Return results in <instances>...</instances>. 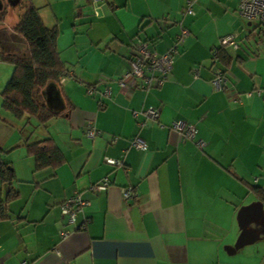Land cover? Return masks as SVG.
<instances>
[{"label":"crops","instance_id":"obj_1","mask_svg":"<svg viewBox=\"0 0 264 264\" xmlns=\"http://www.w3.org/2000/svg\"><path fill=\"white\" fill-rule=\"evenodd\" d=\"M24 1L10 6L12 24L0 23L13 51L22 39L11 28ZM27 1L45 27H57L62 0H52L56 7L51 0ZM63 1L84 28L73 23L67 35L59 31L57 51L68 76L40 92L58 114L45 125L26 114L16 120L0 97V149L18 193L7 205L9 218L0 221V264H264V203L252 191H264V31L237 15L238 0H196L194 15L183 14L185 0ZM242 20L253 28H241ZM180 28L188 35L163 85L124 95L115 80L128 67L133 43L147 40L163 53ZM230 33L239 46L226 49L223 69L211 55ZM215 66L239 101L213 87ZM12 71L0 60V92ZM149 106L160 115L140 127L142 116L133 112ZM174 120L191 123L195 138L172 131ZM88 121L99 130L93 139L85 136ZM135 137L145 149L132 146ZM48 138L64 162L35 169L25 145ZM103 178L106 189L93 191ZM126 186L134 188V198H122ZM74 194L89 204L66 226L60 205ZM247 206L255 210L247 221L253 239L230 253L241 232L238 213Z\"/></svg>","mask_w":264,"mask_h":264},{"label":"trees","instance_id":"obj_2","mask_svg":"<svg viewBox=\"0 0 264 264\" xmlns=\"http://www.w3.org/2000/svg\"><path fill=\"white\" fill-rule=\"evenodd\" d=\"M20 11L19 20L11 31L25 44L24 54L19 55L17 48L14 51L9 49L10 44L4 42L7 38L1 35L0 30V60L13 66L12 75L0 92L1 107L16 120H20L26 114L27 119L34 117L40 125H45L58 113L48 109L41 99L40 92L48 85H56L59 77L68 76L57 51L59 30L56 26L45 27L39 18L37 8L27 0L20 4ZM213 50L216 56L215 63L221 64L224 69L229 62L227 50L219 45ZM211 61L214 63L213 53ZM25 151L34 159L35 169L49 166L56 168L64 162L62 153L51 138L27 143ZM2 154L0 149V221L9 218L7 205L18 195L13 187L16 181L13 167ZM252 191L259 201L264 203V191L257 188H252Z\"/></svg>","mask_w":264,"mask_h":264},{"label":"built area","instance_id":"obj_3","mask_svg":"<svg viewBox=\"0 0 264 264\" xmlns=\"http://www.w3.org/2000/svg\"><path fill=\"white\" fill-rule=\"evenodd\" d=\"M99 1L101 0H91V3L98 5L97 3H99ZM195 2L196 0H185L183 14L194 15L193 4ZM98 9V6H94L95 16L98 15ZM236 12L242 19L249 22H256L261 30L264 31V0H238ZM187 35V29L180 28L170 47L163 53L155 52L150 41L138 40L134 42L131 48V58L128 60V67L115 80L120 91L123 92L124 95H128L132 90L137 88L148 90L150 88L161 87L171 73L174 57L178 53L179 48L183 45ZM218 45L219 47L225 49L229 48L231 50H236L239 46L236 36L232 33L220 37ZM212 53L215 63V51L213 50ZM192 74L196 77L195 71ZM212 74L213 87L217 90L225 91L227 95L231 97L230 99L239 101V96L232 93L226 86L225 72H223L220 67L215 66L212 69ZM66 77L67 76L59 77L58 83H62ZM92 91L93 87L87 89L89 94L92 93ZM103 95L107 97L110 95V88L108 86L104 88ZM133 115L142 116V120L139 121L138 124L140 127H143L158 119L160 108L149 106L139 111H134ZM170 129L180 134L184 140H193L195 138L196 129L191 123L182 120H174L171 122ZM98 134L99 130H97L92 121H88L85 125V136L89 139H93ZM115 139L116 137H113L110 143H113ZM196 145L202 150L205 144L202 140H197ZM132 146L139 150L146 148L145 142L140 137H135L133 139ZM104 162L113 166L121 165L120 161L109 157H104ZM108 185V179L103 178L100 182L92 186V190L103 191ZM121 195L125 200L134 198V188L132 186L121 188ZM88 204V201L82 200L77 194L63 200L60 205V214L64 219L65 225H74L77 213L81 212L82 208ZM84 222H86L85 218ZM68 233L69 232L65 228L59 230V235L61 237L67 236Z\"/></svg>","mask_w":264,"mask_h":264},{"label":"rangeland","instance_id":"obj_4","mask_svg":"<svg viewBox=\"0 0 264 264\" xmlns=\"http://www.w3.org/2000/svg\"><path fill=\"white\" fill-rule=\"evenodd\" d=\"M1 8H0V23H6L7 25H9L10 20L7 19L6 14L9 12V8H11L9 6V3L7 2V0H1ZM60 7H59V13H60V19L59 21H57V28L59 31H63L64 32V36L67 35V28H73L72 24H75V28H84V25L81 24L83 22H77L79 20V17L75 18L74 14H69V12H67V4L64 3V1H60L59 3H57ZM52 7H56V2H53L51 0V4ZM19 12V9H18ZM12 24V23H10ZM241 28H253L252 25L251 26H247V22L242 20V25ZM234 34L236 37L237 35L235 33ZM246 34V32H245ZM237 40V39H236ZM238 42V41H237ZM17 53L20 55L21 53H25L26 48H25V44L23 42H17ZM12 75V72L11 74ZM42 99V97H41ZM252 225V223H251ZM251 225L249 226V224H247L248 227L251 228ZM234 245V244H233Z\"/></svg>","mask_w":264,"mask_h":264},{"label":"water","instance_id":"obj_5","mask_svg":"<svg viewBox=\"0 0 264 264\" xmlns=\"http://www.w3.org/2000/svg\"><path fill=\"white\" fill-rule=\"evenodd\" d=\"M19 1L20 0H7V2L9 3V6H16L19 3ZM0 8H1V3H0ZM53 88H54L53 85H48L46 89L52 91L54 90ZM254 207L256 208V205ZM251 212L253 213L255 212L253 206H247V207H243L240 209L238 213V220H239V226L241 228V232L239 236L237 237L234 245L229 248L230 253L233 252L236 248L243 246L245 244H248L252 241L253 231L249 229L247 226V221L248 219H250L249 214Z\"/></svg>","mask_w":264,"mask_h":264}]
</instances>
